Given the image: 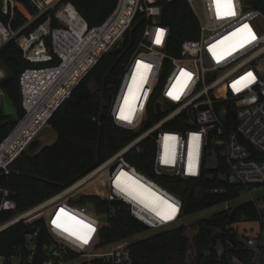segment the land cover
<instances>
[{
	"label": "built area",
	"instance_id": "built-area-1",
	"mask_svg": "<svg viewBox=\"0 0 264 264\" xmlns=\"http://www.w3.org/2000/svg\"><path fill=\"white\" fill-rule=\"evenodd\" d=\"M16 1L0 0L2 11L11 20ZM28 1L34 11L22 26L14 28L0 17V52L15 42L30 62L20 76L25 114L0 142V171L4 173H10L11 164L100 59L118 43L122 46L139 14L147 24L107 110L113 123L136 135L59 192L0 222L1 233L18 223L41 221L47 235L41 234V226L28 232L26 251L16 248L11 264L33 262L37 252L43 253V264H62L79 256L85 258L80 264H95L96 260L135 264L129 243L102 239L109 214L84 199L97 196L120 202L150 230L175 226L183 220V200L159 176L217 177L228 185L241 186L242 194L254 196L264 220V12L255 5L256 0H221L219 11L217 0H186L199 25L197 36L183 40L177 54L169 50L171 29L162 20L160 0H118L108 17L94 26L70 0ZM228 11L233 14L227 15ZM249 29L255 39L245 42ZM2 75L0 105L7 99ZM129 113L130 120L121 118ZM33 120L38 125L36 132L23 135L22 127ZM146 145L153 149L151 174L139 170L128 158L132 153L146 156ZM212 156L217 164L208 167ZM130 178L160 188L178 207L175 216L166 220L135 200L124 189ZM1 193L0 211H17L7 190L1 189ZM225 204L224 209L232 207L229 201ZM103 214L108 216L106 220ZM65 215L77 220L79 234L57 226L60 220H67ZM247 244L258 249L261 240L248 238ZM8 259L0 255V264Z\"/></svg>",
	"mask_w": 264,
	"mask_h": 264
},
{
	"label": "trees",
	"instance_id": "trees-1",
	"mask_svg": "<svg viewBox=\"0 0 264 264\" xmlns=\"http://www.w3.org/2000/svg\"><path fill=\"white\" fill-rule=\"evenodd\" d=\"M22 1L26 2L28 9L34 11L28 0ZM70 1L87 19L89 25L94 26L101 24L108 17L118 0ZM160 1L163 4L162 20L171 29L169 50L177 54L183 40L197 36L199 22L186 0ZM0 17L5 23L11 22L14 28L22 26L27 20L17 8H15V17L11 20L10 15L4 14L1 5ZM146 24V19L139 14L133 23V26L136 25L133 32L130 33L132 26L124 35L125 40L120 51L105 54L108 59L105 62H102L104 57L100 59L101 67H97V64L55 110L49 121L57 132L55 142L44 145L34 154L25 150L11 164L10 173L0 171V201L1 189H6L9 197L18 205L17 211H0V222L9 220L18 212L59 192L115 153L136 135L135 132L113 123L107 116V110L125 64L139 45ZM10 56H18V62L9 59ZM0 59L7 69V75L1 80V87L16 110L14 115L7 116L0 105L1 142L25 114L20 76L24 69L30 66V62L22 57L21 49L15 42H11L1 50ZM55 61H58V58ZM94 86L99 87L96 92L88 96H79L80 90H90ZM146 149V156L132 153L128 158L139 170L151 174L153 149L148 145ZM158 179L167 189L181 196L183 219L215 205L232 202L244 191L243 187L228 185L217 177L182 179L159 176ZM217 187H224L225 190L220 193L211 191ZM85 200L93 201L101 213L109 214L108 225L102 230V239L105 242L130 240L139 233L150 230L133 218L127 207L120 202L110 203L97 196H89ZM229 209H235L234 215ZM229 209H222L202 219L196 235L199 253L194 264H230L229 255L233 254L248 264H254V248L248 246L247 242L239 241L231 225L239 221L262 220L260 208L254 200H248ZM65 217L67 220H60L59 225L78 233L77 220L69 215ZM42 224L41 221L29 225L18 223L0 233V255L10 258L6 264H11V257L15 254L16 248L26 251L25 237L28 232L41 226V234L47 236ZM209 228L217 231L209 234ZM187 229V224L181 222L129 242L135 264H185L184 259L190 247ZM231 234L236 243L230 241ZM217 241L225 243L224 255L218 254L215 248ZM43 258V253L37 252L33 262L21 264H43ZM95 264L108 263L96 260Z\"/></svg>",
	"mask_w": 264,
	"mask_h": 264
},
{
	"label": "rangeland",
	"instance_id": "rangeland-1",
	"mask_svg": "<svg viewBox=\"0 0 264 264\" xmlns=\"http://www.w3.org/2000/svg\"><path fill=\"white\" fill-rule=\"evenodd\" d=\"M196 8L198 12L202 15L203 14V9L198 1L195 2ZM16 8L19 9L26 17H29L32 11L27 8L26 2L22 0L16 1ZM137 25V24H136ZM136 25L133 26V29L130 31V33L133 32L135 29ZM125 40V38L122 39V42ZM104 57V58H103ZM102 62H105L106 59H108L107 55L103 56ZM101 62L98 63L97 67H101L100 64ZM0 74H3L2 76L5 77L7 75V69L5 68L4 64L2 63L0 59ZM89 74V73H88ZM87 74V75H88ZM86 75V76H87ZM104 101V100H103ZM34 138H37L39 140L38 145L33 148L32 150H28L31 154H34L36 152H39L41 148L44 145L47 144H52L55 142L57 139V132L56 130L50 125V123L46 124L36 135ZM217 164V159L215 156H212L208 158L207 160V166L208 167H213ZM93 191H98L97 188H95ZM256 196V195H255ZM254 196H250L248 193L241 194V196L232 201L231 205L235 206L238 203H242L248 200H253ZM257 203L259 202V199H257ZM225 203L223 204H218L213 207H210L205 210H201L194 215L187 216L183 219L182 222L186 223L188 226L187 229V236L189 237V242H190V247L187 250L186 256H185V264H194L197 258V255L199 253V245L197 244V239L196 235L199 231V226L201 225V221L204 217H207L217 211H221L222 209L225 208ZM230 205V204H229ZM262 207L263 205L260 204ZM263 221V222H262ZM232 228H234V232L237 233V238L239 241H244L245 243L247 242V238H257L261 240L260 248L255 250L254 254V264H264V220H254V221H239L231 225ZM157 233V230H148L145 232L139 233L136 237L131 238L130 240L128 239H123L120 240L122 242H133L138 239L144 238L146 235L149 234H154ZM225 243L223 241H217L215 242V248H217L218 254L224 255L225 254ZM207 253V251H206ZM85 258L79 256L77 259H73L67 262H64L62 264H80L82 261H84ZM229 260L230 264H248L241 260L237 255H229ZM251 264V263H250Z\"/></svg>",
	"mask_w": 264,
	"mask_h": 264
},
{
	"label": "bare ground",
	"instance_id": "bare-ground-1",
	"mask_svg": "<svg viewBox=\"0 0 264 264\" xmlns=\"http://www.w3.org/2000/svg\"><path fill=\"white\" fill-rule=\"evenodd\" d=\"M135 84L132 83L131 86ZM38 128V125H36V120L27 122L22 127V134L23 135H30L32 133H35ZM125 174V173H123ZM129 176V174H126ZM124 189L133 196L135 200L140 202L141 204H144L145 206L149 207L156 213L167 216L171 214V218L175 216V214L178 211V207H175L169 198L168 195H166L160 188L158 187H152L155 186V184L151 183V185H146L145 183L141 182L138 179L130 178L127 186L124 185ZM167 203H164V202ZM168 205H173L175 207V212H172V209L168 207ZM170 218V219H171ZM166 219V218H165ZM166 219V220H170Z\"/></svg>",
	"mask_w": 264,
	"mask_h": 264
},
{
	"label": "water",
	"instance_id": "water-1",
	"mask_svg": "<svg viewBox=\"0 0 264 264\" xmlns=\"http://www.w3.org/2000/svg\"><path fill=\"white\" fill-rule=\"evenodd\" d=\"M255 5H256L257 7H259V8L264 12V0H256V1H255ZM120 49H121V42L118 43V44L115 46V48L112 50V52H118V51H120ZM9 59H14V60L17 61V62H18V60H19L18 56H10ZM98 89H99L98 86H94V87H93L92 89H90V90L82 89V90H80V92H79V96H88V95H90L91 93L96 92ZM2 107H3L4 112H5V114H6L7 116H12V115H14V114L16 113V110H15L14 106L11 104V102H10L8 99H4V100H3ZM38 143H39V140H38L37 138H34V139L32 140V142L28 145V148H27V149H28V150H32L33 148H35V147L38 145ZM234 213H235V209L232 211V215H234ZM101 217H102V219H104V220H106V219L108 218V216H107L106 214H103ZM232 229H234V228H232ZM208 231H209V234H211V233H213V232H215V231H217V230L214 229V228H209ZM230 241H231L232 243H236V241H235V239L233 238L232 234L230 235Z\"/></svg>",
	"mask_w": 264,
	"mask_h": 264
},
{
	"label": "snow or ice",
	"instance_id": "snow-or-ice-1",
	"mask_svg": "<svg viewBox=\"0 0 264 264\" xmlns=\"http://www.w3.org/2000/svg\"><path fill=\"white\" fill-rule=\"evenodd\" d=\"M225 6L228 7L229 9H230V7H231L230 3H226ZM220 7H221V0H217V9H218V11H219ZM226 14H227V15H232L233 13H232L231 11H228ZM244 27H245V29L248 28L247 25H245ZM249 33H250V29H249ZM254 39H255L254 34H251V33H250V36H249L248 40H246L245 42H250V40H254ZM157 42H159V41H157ZM241 46H242V45H241ZM249 76H251V73H249ZM121 118H122V119H125V120H130V119H131V113H129L128 115H124V114H122V115H121ZM164 203H167V202L165 201ZM168 207L172 209V212H173V213L175 212V207H174L173 205H168ZM165 218H166V219H170V218H171V214L165 216ZM54 223H55V222H54ZM57 226L59 227L60 225H57ZM85 227L87 228L88 226H85ZM89 231H91L90 228H89ZM81 238L84 239V242H85V243H87V236H83V237H81Z\"/></svg>",
	"mask_w": 264,
	"mask_h": 264
}]
</instances>
